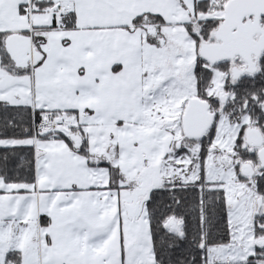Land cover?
<instances>
[{
  "label": "snow or ice",
  "instance_id": "1",
  "mask_svg": "<svg viewBox=\"0 0 264 264\" xmlns=\"http://www.w3.org/2000/svg\"><path fill=\"white\" fill-rule=\"evenodd\" d=\"M0 264H264V0H0Z\"/></svg>",
  "mask_w": 264,
  "mask_h": 264
}]
</instances>
